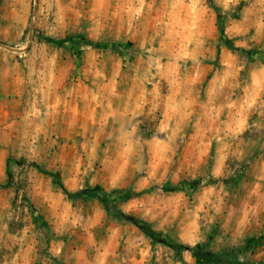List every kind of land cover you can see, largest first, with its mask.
Segmentation results:
<instances>
[{
    "label": "rangeland",
    "instance_id": "obj_1",
    "mask_svg": "<svg viewBox=\"0 0 264 264\" xmlns=\"http://www.w3.org/2000/svg\"><path fill=\"white\" fill-rule=\"evenodd\" d=\"M0 184V264L264 263V0H0Z\"/></svg>",
    "mask_w": 264,
    "mask_h": 264
},
{
    "label": "trees",
    "instance_id": "obj_2",
    "mask_svg": "<svg viewBox=\"0 0 264 264\" xmlns=\"http://www.w3.org/2000/svg\"><path fill=\"white\" fill-rule=\"evenodd\" d=\"M216 12L218 14V30L220 38L223 43L230 45V42L225 34V25L222 13L219 9L216 8ZM42 40L52 45H61V46H71L69 39L66 41H56L50 38L41 37ZM86 45H90L94 48H101L105 50L119 51L121 47L125 45L119 43H110V44H95L90 41L85 40ZM231 46V45H230ZM32 167L36 168L39 172L44 175L50 176L53 178L54 183L58 186V188L69 198L72 200H81V201H96L100 203L107 213L108 216L113 217L119 221L131 224L138 228L143 234H145L148 238L153 241L161 240V235L156 233L151 226L144 220L124 213L121 209L118 208V201H129L133 198V195L128 193L127 191L116 190L109 192L104 187L97 185L95 187H86L80 191L71 193L68 191L60 179L53 173H50L37 165L36 163L31 164ZM6 188L4 185L0 184V189ZM181 187H172V185H167L165 187L166 191L176 192L180 191ZM33 213L36 218H40L37 210H33ZM170 248L174 249L177 253H191L194 256L202 258L205 264H264V263H250L241 258L242 254L247 252L246 247L234 248L230 250L213 252L208 249V247L204 244H198L194 247L176 243L174 241H165Z\"/></svg>",
    "mask_w": 264,
    "mask_h": 264
}]
</instances>
